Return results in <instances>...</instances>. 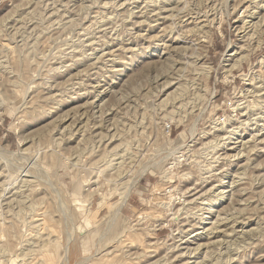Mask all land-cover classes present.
I'll return each mask as SVG.
<instances>
[{
    "label": "rangeland",
    "instance_id": "1",
    "mask_svg": "<svg viewBox=\"0 0 264 264\" xmlns=\"http://www.w3.org/2000/svg\"><path fill=\"white\" fill-rule=\"evenodd\" d=\"M0 118V264H264V0H0Z\"/></svg>",
    "mask_w": 264,
    "mask_h": 264
},
{
    "label": "bare ground",
    "instance_id": "2",
    "mask_svg": "<svg viewBox=\"0 0 264 264\" xmlns=\"http://www.w3.org/2000/svg\"><path fill=\"white\" fill-rule=\"evenodd\" d=\"M184 4V3H183ZM256 7V6H255ZM259 7V6H258ZM199 12V11H198ZM205 12V11H204ZM248 13V12H247ZM181 14V13H180ZM249 14V13H248ZM114 15V14H113ZM250 16L251 15H253L252 13H250L249 14ZM249 16V17H250ZM57 18V17H56ZM127 19V18H126ZM54 21V20H53ZM259 22V21H258ZM260 24V23H259ZM256 27V26H255ZM241 29H243V30H245L246 28H245V26H244V24L242 25V27H241ZM242 30V31H243ZM93 39V38H92ZM232 50V48L229 46V49H228V57L226 58V61H229V60H231V58H233V57H235L236 55H239L240 54V50H239V52H237V50H232V52L231 53H229L230 51ZM248 58V55H241V56H239V57H237L235 60H233V64H231L230 65V68H227L226 69V73L227 72H229L233 67H235V66H238L240 63H242V61L243 60H245V59H247ZM262 58L260 59V62H262ZM225 67H228L229 66V63H225V65H224ZM199 70V69H198ZM201 71L199 72V75H203L205 78H208L209 77V73H210V71H211V66H209V65H205V66H202L201 67V69H200ZM194 83V82H193ZM54 85V84H53ZM201 91V90H200ZM201 92H203V90L201 91ZM175 94V93H174ZM181 95V94H180ZM249 108V107H248ZM252 110V109H251ZM230 119H232L231 117H230ZM229 118H228V122H229V120H230ZM227 121V120H226ZM226 121H225V123H226ZM230 122H231V120H230ZM224 123V124H225ZM216 124V123H215ZM217 125V124H216ZM230 125H231V123H230ZM219 126V125H218ZM222 126V125H221ZM237 126L236 127H231V128H229V129H227L226 131H223V133H225L223 136H221L220 138H215V143L214 144H210V148H211V151H214L219 145H220V142L223 140H228V139H232V135L236 132V130H237ZM240 128V127H239ZM218 130H222V128H219ZM20 143V142H19ZM210 143V142H209ZM227 143H229V144H231V143H233V142H227ZM222 145L224 144V143H221ZM221 145V146H222ZM205 149H209V148H207V147H205ZM211 167V166H210ZM207 169V168H206ZM162 175H163V177L164 178H167L168 177V174H167V172L165 173V171H163L162 173H161ZM117 175V174H116ZM126 183V182H125ZM127 185V184H126ZM125 187V185H122V187ZM122 187H120V188H122ZM123 187V188H124ZM220 186H218L217 188H219ZM124 189H126V190H124L123 191V189H122V191L121 192H118V196H120V202L118 201V205H117V208L115 209V211H114V216L115 215H118L119 214V212H120V209H121V207L127 202V201H129V200H127V197H128V192H127V188H124ZM223 190L222 191H219V193L216 195L217 197H218V200L219 199H222L223 198ZM215 196V195H214ZM107 198V197H106ZM29 199V198H28ZM208 199V198H207ZM210 199V198H209ZM100 201V200H99ZM209 201V200H208ZM182 202H185V200H183ZM191 202V201H190ZM167 203V202H166ZM165 203V204H166ZM203 203V202H202ZM29 204V203H28ZM35 204V203H34ZM98 204H99V202H98ZM174 204V203H173ZM205 204V203H204ZM31 205H33V204H31ZM171 205V204H170ZM207 205V204H206ZM35 206V205H34ZM31 207V206H30ZM199 208V207H198ZM173 210V209H172ZM177 210H178V208H177ZM178 212L179 211H175L174 212V216L175 215H177V217H178ZM22 217V216H21ZM176 217V216H175ZM19 218V217H18ZM36 220V219H35ZM218 223V222H217ZM35 224V223H34ZM42 224V223H41ZM160 225V224H159ZM12 226V225H11ZM47 227V226H46ZM48 228V227H47ZM48 234V233H47ZM234 238V237H233ZM197 249V248H196ZM33 252V251H32ZM25 257V256H24ZM226 261V260H225ZM200 264V263H199Z\"/></svg>",
    "mask_w": 264,
    "mask_h": 264
},
{
    "label": "built area",
    "instance_id": "3",
    "mask_svg": "<svg viewBox=\"0 0 264 264\" xmlns=\"http://www.w3.org/2000/svg\"><path fill=\"white\" fill-rule=\"evenodd\" d=\"M4 119L0 118V127H2V123H3Z\"/></svg>",
    "mask_w": 264,
    "mask_h": 264
}]
</instances>
